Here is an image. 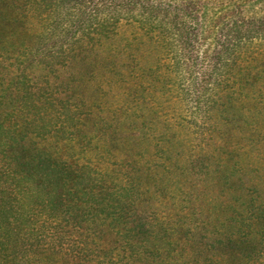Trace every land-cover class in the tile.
Instances as JSON below:
<instances>
[{
    "label": "rangeland",
    "instance_id": "374dc122",
    "mask_svg": "<svg viewBox=\"0 0 264 264\" xmlns=\"http://www.w3.org/2000/svg\"><path fill=\"white\" fill-rule=\"evenodd\" d=\"M37 1L0 0V264H264V0H189L230 33Z\"/></svg>",
    "mask_w": 264,
    "mask_h": 264
},
{
    "label": "trees",
    "instance_id": "16d2710c",
    "mask_svg": "<svg viewBox=\"0 0 264 264\" xmlns=\"http://www.w3.org/2000/svg\"><path fill=\"white\" fill-rule=\"evenodd\" d=\"M92 4V8L85 16H77L74 19L69 18V25L73 27V33L81 29H85L84 22L88 20L89 16H97L99 9L103 8L110 12L109 17L102 18L97 26L101 28V32L113 33L107 27L118 29V33L125 28L126 33H207L213 30L215 33L229 32L232 27H225L210 24L211 18L208 16L205 5H201L197 1H165V0H87ZM42 0H38L32 15L40 8ZM31 15V17H32ZM25 18L20 24L19 28L28 23ZM263 19V20H262ZM261 23L264 22V15ZM121 22V23H120ZM119 24V26H118ZM261 25V24H260ZM264 25V24H262ZM92 26V24H88ZM24 33H29L23 30ZM22 32V31H21ZM20 32V33H21ZM239 33V30L237 31ZM148 39L152 40V37ZM99 55L98 59L104 62L102 68L109 66V62L104 57ZM104 70V69H103ZM126 154V153H125ZM127 155V154H126ZM128 156V155H127ZM121 159H126L122 157ZM149 172V171H148ZM150 175L151 172H149ZM149 173L141 176V184L149 189ZM156 176V174H155ZM52 221V220H51ZM57 225V224H55ZM74 227V225H70Z\"/></svg>",
    "mask_w": 264,
    "mask_h": 264
}]
</instances>
